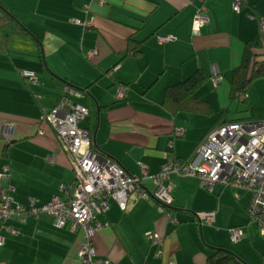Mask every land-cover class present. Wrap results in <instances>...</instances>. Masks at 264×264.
Segmentation results:
<instances>
[{
    "label": "crops",
    "instance_id": "crops-1",
    "mask_svg": "<svg viewBox=\"0 0 264 264\" xmlns=\"http://www.w3.org/2000/svg\"><path fill=\"white\" fill-rule=\"evenodd\" d=\"M90 1L87 14L84 6ZM0 3L15 17L9 18L0 7V168H9L7 184L15 188L11 196L23 208H29L31 199L43 205L53 196L67 201L73 194L70 156L43 119L66 96L67 86L89 88L75 100L90 110L81 127L91 134L95 149L141 178L143 190L150 195L156 190L153 177L162 167L189 160L216 127L264 121V79L252 84L245 100L232 103L230 99L231 80L246 44L260 36L264 52V34L259 29L264 0H244L239 13L233 10L234 0ZM201 6L208 9L210 22L194 35L193 21ZM91 16L95 20L90 28L75 23ZM168 36L173 41L159 43L158 37ZM136 44L140 55L127 56L130 45ZM92 51L96 55L91 56ZM215 69L222 77L218 84L213 81ZM198 70L209 79L195 97L206 101L214 114L172 115L163 106L167 88ZM23 71L33 72L38 82L24 79ZM120 85L129 88L122 101L116 98ZM177 130H183L182 137L174 136ZM171 179L173 204L167 213L154 200L132 195L125 209L111 200L108 211L96 215L91 225L103 226L93 239L98 264H209L213 249L219 247L247 264H257L253 251L264 258L259 225L251 219L246 223L248 193L219 184L209 192L198 178L172 175ZM244 198H248L246 207L240 205ZM227 205L241 216L235 224L240 227L215 230ZM207 211L216 212V221L198 226L196 214ZM233 228L243 230L238 242L231 240ZM84 233L70 224L56 228L49 215L29 217L25 223L12 220L0 225L5 238L0 264H83L79 254L86 242ZM149 233L164 239L161 256Z\"/></svg>",
    "mask_w": 264,
    "mask_h": 264
},
{
    "label": "built area",
    "instance_id": "built-area-1",
    "mask_svg": "<svg viewBox=\"0 0 264 264\" xmlns=\"http://www.w3.org/2000/svg\"><path fill=\"white\" fill-rule=\"evenodd\" d=\"M243 3L244 0H234L233 10L239 13ZM84 10L87 14L91 13V1L84 6ZM94 20L95 17L91 16L86 22L75 23L90 28ZM209 22L208 9L201 6L193 21L194 35H198ZM259 29L264 34V18L259 21ZM173 39L172 36L158 37L160 44ZM90 54L96 55V51ZM22 77L31 83L38 82L31 71H23ZM213 81L216 84L222 81L216 69ZM128 90L127 86L120 85L117 100H124ZM65 94L55 108L44 114L43 119L53 128L61 149L70 156L75 176L73 194L67 201L53 196L43 205L31 199L29 208H23L15 204L11 196L15 188L7 184L9 168H0V225H7L12 220L25 223L29 217L39 219L42 215L52 216L58 229L70 224L73 230H84L86 242L81 247L80 259L83 264H98L93 239L103 226L100 223L91 225L96 215L106 213L111 200L125 209L132 195L154 200L161 212L167 213L173 204L174 184L171 178L177 175L198 178L201 186L209 192H213L219 184L248 193L251 196L248 214L264 235V121H238L216 127L201 141L189 160L173 161L162 167L161 172L153 177L156 190L150 195L143 190L141 178L129 174L117 162L102 157L92 149L91 134L81 127L90 110L75 101L82 98L84 93L67 86ZM183 134V130H177L174 136L182 137ZM4 136L9 138L7 132ZM143 172L146 174L145 167ZM215 221V211L201 212L195 216V222L200 227L212 225ZM8 229L16 232L14 227ZM230 235L233 242H238L244 234L242 229L233 228ZM147 237L160 247L158 255L161 256L164 239L151 233ZM4 244L5 238L0 235V247Z\"/></svg>",
    "mask_w": 264,
    "mask_h": 264
},
{
    "label": "trees",
    "instance_id": "trees-1",
    "mask_svg": "<svg viewBox=\"0 0 264 264\" xmlns=\"http://www.w3.org/2000/svg\"><path fill=\"white\" fill-rule=\"evenodd\" d=\"M0 7L7 13L9 18L15 19L1 3ZM1 22L2 19H0V23ZM262 49L263 43L260 36L250 40L246 44L242 62L235 70L233 79L231 80L230 99L232 103L240 99L245 100L252 84L257 80L264 79V52ZM260 51L263 53H259ZM140 53L138 44L130 45L127 56H139ZM208 79L205 73L198 70L188 79L167 88L163 102L164 108L172 115L187 113L208 116L214 114L206 101L195 97L198 89L201 88ZM69 87L82 91L84 94L88 93L89 89L74 85H70ZM91 147L102 157L115 161L110 156H104L99 150L95 149L93 143ZM208 261L209 264H247L232 251L222 247L213 249V253L209 256Z\"/></svg>",
    "mask_w": 264,
    "mask_h": 264
},
{
    "label": "rangeland",
    "instance_id": "rangeland-1",
    "mask_svg": "<svg viewBox=\"0 0 264 264\" xmlns=\"http://www.w3.org/2000/svg\"><path fill=\"white\" fill-rule=\"evenodd\" d=\"M248 196H250V195L248 194ZM232 197H233V195H232ZM247 199L248 198H244L241 201L240 205H242L243 207H246L245 205L247 203ZM233 210H236L233 205H227L226 208H223V210H222L223 212H221V216H223V220H222L221 224L219 223L215 226V230L216 229H223L224 227H231V228L232 227H240V226L235 225V224L240 223L242 221L241 216L239 215L237 210H236V213ZM249 221H250V216L246 212V223ZM230 243L232 244L231 240H230ZM252 256H253V258H255L254 263L264 264V258L262 256L261 252H258V251L254 252L253 251Z\"/></svg>",
    "mask_w": 264,
    "mask_h": 264
}]
</instances>
